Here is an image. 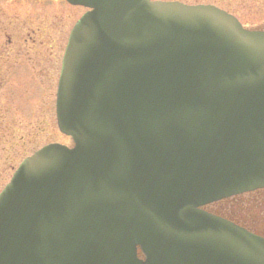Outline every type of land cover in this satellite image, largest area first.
Instances as JSON below:
<instances>
[{"label": "water", "instance_id": "obj_1", "mask_svg": "<svg viewBox=\"0 0 264 264\" xmlns=\"http://www.w3.org/2000/svg\"><path fill=\"white\" fill-rule=\"evenodd\" d=\"M67 1L88 8L55 95L73 145L1 190L0 264H264L263 237L200 208L264 187V30L211 4Z\"/></svg>", "mask_w": 264, "mask_h": 264}, {"label": "rangeland", "instance_id": "obj_2", "mask_svg": "<svg viewBox=\"0 0 264 264\" xmlns=\"http://www.w3.org/2000/svg\"><path fill=\"white\" fill-rule=\"evenodd\" d=\"M161 1L211 4L247 29L264 30V0ZM84 10L62 0H0V191L26 156L51 142L72 145L58 130L55 95L69 31ZM259 190L206 208L257 224L264 233V188Z\"/></svg>", "mask_w": 264, "mask_h": 264}, {"label": "trees", "instance_id": "obj_3", "mask_svg": "<svg viewBox=\"0 0 264 264\" xmlns=\"http://www.w3.org/2000/svg\"><path fill=\"white\" fill-rule=\"evenodd\" d=\"M260 190H258V191H255V193H258ZM238 198L237 197H235V200H237ZM234 200V201H235ZM228 218L230 219L231 217L230 216H228ZM236 217H234L233 216V218H231L230 220H233V221H235V222H237V223H239V224H241V225H243V226H245V227H247L248 229H251V230H254V231H258V232H260L259 230H258V225L257 224H254V223H252V222H247V221H244L245 223L243 224L242 222H241V220H238V219H235ZM261 233V232H260Z\"/></svg>", "mask_w": 264, "mask_h": 264}, {"label": "flooded vegetation", "instance_id": "obj_4", "mask_svg": "<svg viewBox=\"0 0 264 264\" xmlns=\"http://www.w3.org/2000/svg\"><path fill=\"white\" fill-rule=\"evenodd\" d=\"M62 1H64V2L68 3L66 0H62ZM85 10H86V8H85ZM85 10H84V11H85ZM213 213H214V212H213Z\"/></svg>", "mask_w": 264, "mask_h": 264}]
</instances>
